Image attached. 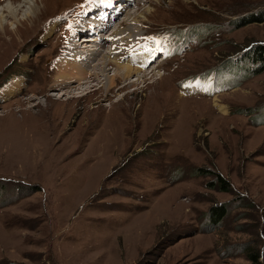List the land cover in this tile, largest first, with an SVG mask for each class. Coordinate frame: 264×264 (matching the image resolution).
I'll use <instances>...</instances> for the list:
<instances>
[{
  "label": "rangeland",
  "instance_id": "rangeland-1",
  "mask_svg": "<svg viewBox=\"0 0 264 264\" xmlns=\"http://www.w3.org/2000/svg\"><path fill=\"white\" fill-rule=\"evenodd\" d=\"M103 1L36 0L28 17L10 0L11 26L3 12L17 30L0 40V264H264V71L244 56L264 21L242 24L264 0H137L119 21L134 33L110 37L136 39L119 56L153 49L156 67L111 88L88 73L92 89L46 109L80 86L53 82ZM215 173L229 191L209 188Z\"/></svg>",
  "mask_w": 264,
  "mask_h": 264
},
{
  "label": "bare ground",
  "instance_id": "bare-ground-1",
  "mask_svg": "<svg viewBox=\"0 0 264 264\" xmlns=\"http://www.w3.org/2000/svg\"><path fill=\"white\" fill-rule=\"evenodd\" d=\"M113 1H114V4L111 7L110 6L105 7L106 11L104 12V14L101 15V19L96 17V19L90 20V18H89L90 22L92 23L93 28H88L87 26H88V22L89 21L86 18H84V17L81 18L82 22L77 26L78 30L79 31H85L87 33H85L84 35L79 37V38H82V40H81V42L79 44L76 42L79 39L78 40L75 39V40L72 41V43L70 45V47L72 49L67 51V53L64 56V58L63 57L61 58L62 61L63 60L68 61V64H65L66 67H64V70L61 69V72H59L57 74V76L55 77L54 82H53V86H60V85L65 86L70 80L78 79L80 81L79 82L80 86L79 85L77 86V85L67 84L66 85V89H70L71 95L68 96L66 99H62V97L65 95V93L64 94H60V95H55V94H50L49 93V95H53V96H55V98L54 99L46 98L44 100L43 107L47 106L46 109H48L50 106L52 107L51 103L53 101L59 102V103L60 102L68 103V101H70V98L80 97L81 95H83L84 93L78 94V95H72V94L76 93L74 91H78L79 89L81 91H84L87 88H91L92 87V85L90 86L91 82L89 80L91 78L88 79V77H87L88 73L94 79H98L100 76H102L103 79L105 80V82L103 84V87L104 88H111V87L114 86V84L116 83L117 79L118 80H120V79L126 80V79L132 77L131 74H133V73L135 75H137L138 78L139 77L141 78L142 77L141 73L143 71L140 70L139 68H143L144 70H147V69H149L152 66L156 67L157 62H156L155 51L153 49L149 48V47H143V48L139 49L136 54L131 53L132 51H130V52L128 51V53L126 55L119 56L120 53L118 52V48L120 47V45L122 43L129 45L130 43H132V41H135L136 39L132 38V37H130V39L124 38L125 34H121V35H119L117 37L113 36L111 38L110 37L111 33L114 31V29L118 28V27L117 28H113V24H119V29L118 30L120 32L123 31V33H124V31H128V35H130L131 33H134L135 29H133L131 27V25H133V23H136L137 19H133V20L131 19L130 20L131 22L130 21L127 22L126 20H124V21H126L125 22L126 25H123L119 21H120V19H121V17L123 15H128L127 13L129 11H126V9L130 8L134 4V2H136L137 0H113ZM138 1H141V0H138ZM8 3H9V1L6 3V5ZM38 3H40V2H38ZM6 5H5L6 9L3 12H8V15L6 17H10L9 18L10 21L8 23L11 26L12 24H14L13 22L18 21L17 19H18V12H19L18 9L19 8L16 9L14 12L10 13L8 11V8L6 7ZM134 7H136V6H134ZM21 8H25V10L28 9L26 11L23 10V11H25L26 16H28V17H30L29 15L32 16L33 13L35 12V8H37L36 7V0H34V3L31 4V5H29L28 0H24L23 5H22ZM121 8H122V10H121ZM3 12H1V9H0V40H3L2 39L3 36L6 38L7 34L16 33V30H17V28H13V27L7 28L6 27L7 26V24L5 25L6 18H5V16H3ZM29 12H30V14H29ZM110 13L114 14L112 16V18H114V20H111ZM23 16L25 17V15H23ZM21 24H22V22H21ZM133 26H135V25H133ZM136 28L138 29V27H136ZM110 29H111V31H110V33H108ZM121 38H124V39L123 40H119ZM114 40H117V42H113ZM81 43H82L83 46H79ZM144 43H146V42H144ZM108 44H109L110 48L105 50V47H107ZM117 44H119V45L116 46ZM79 48L80 49L82 48V50H78ZM104 51H106V52L104 53ZM108 52H111L112 56L116 57V61L111 59L108 56ZM152 54H153V56H152ZM95 61H98V62L95 64V66L93 68L94 71H93L92 69H90V65H91V68H92V64ZM60 62L57 65L58 68H59ZM79 62H80L81 65H79ZM110 63H112V65L114 66V70H113L114 72H113L112 75L109 76L106 73L107 72L106 67ZM125 63L128 64V65H125ZM60 67H62V66H60ZM88 67H89V69H88ZM163 74H165V73H163ZM158 78L161 79V77H157L156 79H158ZM130 82H134V81H130ZM130 82L125 84L124 87H126ZM18 86H14V84L12 83L11 87H8V88L5 89L6 90L5 94L6 95H9V94L11 95L12 92H15L14 91V89H16L15 87H18ZM70 93L68 92V94H70ZM216 105L218 106V108H220L221 111L224 112L226 110L225 107H223L222 105H219V104H216ZM64 110L65 109L63 108L62 111H59L60 115L62 114V112ZM118 110L120 111V108ZM42 111H43V108L38 111L39 114ZM64 113H65V111H64ZM55 117L56 116H54L51 113L44 120H45V122H50L51 120L54 121V119H57V117L56 118Z\"/></svg>",
  "mask_w": 264,
  "mask_h": 264
},
{
  "label": "trees",
  "instance_id": "trees-1",
  "mask_svg": "<svg viewBox=\"0 0 264 264\" xmlns=\"http://www.w3.org/2000/svg\"><path fill=\"white\" fill-rule=\"evenodd\" d=\"M252 21H259L262 22L264 21V13L260 14L256 18H247L245 21H242V24H247ZM244 56H247L251 62L256 63V67L252 70L254 74L260 73L264 71V43H256L252 45L245 53ZM201 172H205V174H208L207 170H200ZM210 174V173H209ZM215 179L208 182L209 188L217 187L220 191H229L230 190V185L229 183L219 174L215 173L214 175ZM226 204L225 203H220L213 205L209 208L208 214H209V219L214 222L218 223L221 221V219L225 216L226 214ZM248 258L252 262L257 261L256 255H254L251 252H248Z\"/></svg>",
  "mask_w": 264,
  "mask_h": 264
},
{
  "label": "clouds",
  "instance_id": "clouds-1",
  "mask_svg": "<svg viewBox=\"0 0 264 264\" xmlns=\"http://www.w3.org/2000/svg\"><path fill=\"white\" fill-rule=\"evenodd\" d=\"M28 3L29 5H31L34 3V0H28ZM6 7L8 8V11L11 13L14 12L19 6H13L9 0V3L6 5Z\"/></svg>",
  "mask_w": 264,
  "mask_h": 264
}]
</instances>
